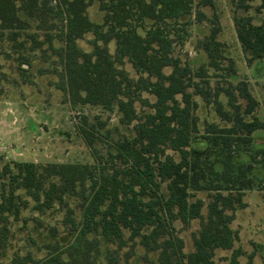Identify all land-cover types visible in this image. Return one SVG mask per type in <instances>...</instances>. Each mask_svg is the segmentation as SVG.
<instances>
[{
	"label": "trees",
	"instance_id": "1",
	"mask_svg": "<svg viewBox=\"0 0 264 264\" xmlns=\"http://www.w3.org/2000/svg\"><path fill=\"white\" fill-rule=\"evenodd\" d=\"M253 1L240 0L239 9L248 12ZM261 1L259 11L264 8ZM95 2L103 13L101 24L88 15ZM204 8L214 10V0H0V46L9 41L15 50L24 49L26 42H19L24 36L32 41L33 50L42 49L45 60L51 51L62 67L56 69L58 88L73 105L118 109L121 122L133 125L135 132L133 138L118 134L115 139L109 130L101 132L106 124L98 127L85 118L79 132L95 165L10 162L3 166L1 254L6 253L12 236L10 218L18 220L20 203L27 205L17 191H25L39 212L67 196L77 197L81 213L78 220L70 212L65 221L74 233L67 247L49 244L42 260L15 255L8 264H97L103 241L117 250L131 248L127 259L141 246L147 254L158 253L159 264H217V250H233L225 260L241 264L244 254L234 249L239 232L231 225L237 212L248 207L245 196L256 186L254 171L258 166L264 171V148L252 149L254 134L264 130V119L255 116L260 102L248 83L212 86L209 69L225 70L227 58L219 40L220 21L216 14L209 17ZM193 14L197 23L211 25L210 33L198 43L208 63L197 70L175 56L176 43L181 41L175 29L187 32V23L181 21ZM31 21L38 24L37 31L44 32V41L29 33ZM234 23L247 63L263 60L264 25L238 14ZM88 33L94 35L91 52L78 45ZM111 42L116 44L115 54L110 52ZM125 60L137 79L120 68ZM23 63L30 67L28 58ZM232 66L227 68L231 73ZM167 69L171 71L166 73ZM194 97L212 105L221 121L230 125L207 124L196 146L199 104ZM137 102L141 113L135 108ZM101 143L106 144V152L99 148ZM241 152L250 156V162L237 163ZM202 192L207 193L208 204L197 197ZM194 220H199L200 230L192 236L194 251L186 254L174 223L189 225ZM125 231L130 233L128 238ZM115 251L107 252L110 264L118 263ZM253 259L251 254L246 264H255Z\"/></svg>",
	"mask_w": 264,
	"mask_h": 264
},
{
	"label": "rangeland",
	"instance_id": "2",
	"mask_svg": "<svg viewBox=\"0 0 264 264\" xmlns=\"http://www.w3.org/2000/svg\"><path fill=\"white\" fill-rule=\"evenodd\" d=\"M240 0H214L215 9L204 8L203 11L209 16L217 15L222 32L219 40L225 45L226 60L223 63L225 70L216 72L209 69L210 82L215 86L218 82L222 85L231 82L237 85L246 82L252 94L260 102V106L255 111V116L264 119V59L256 61L252 65L247 63L241 44L238 41L234 17L235 15H248L253 17L256 25H264V8L261 0L250 2V10L244 12L239 9ZM88 15L95 24L103 22V13L99 9V3L95 2L89 9ZM32 22L30 34H37L40 41L45 40L44 32L37 31V23ZM181 22L187 23V32H175L180 36V42L176 43L175 56L182 63L189 64L193 70L207 65L208 58L206 53L198 48V43L204 39L211 29L208 22L199 24L195 21V15L184 18ZM60 29V23L57 25ZM142 33V31H139ZM94 39L93 33L85 35L83 40L78 41V45L86 52L92 51L90 42ZM19 42H26L24 49H14V45L5 41L1 46L2 56L0 57V172L6 163L27 162L35 163L39 166L48 164H82L95 165L91 151L82 139L79 127L87 118L89 123H94L100 127V123L106 124L101 130L103 134L110 131L112 137L117 139L118 134L133 138L135 135L134 126L126 125L121 122L122 114L115 109L106 111L98 106L73 105L70 98L58 88L60 78L56 74L62 70L58 59L52 52H48L49 60L43 57L42 49L33 50V43L24 36ZM55 45L61 44L56 40ZM47 45L43 47V50ZM109 49L115 54L116 44L111 42ZM28 58L30 67L23 62ZM233 65L234 72L227 68ZM120 68L124 69L129 75L137 79L138 76L132 65L125 60ZM171 70L167 69L166 73ZM226 86V85H225ZM151 102L155 97L143 94ZM199 104L197 116L199 117V132L194 135L193 145L202 140L205 135L207 124L215 123L220 127H227L218 117L215 108L207 105L202 98L194 97ZM227 108L228 99L225 95L220 97ZM239 103L246 106V102L239 99ZM135 108L142 112L141 104L137 102ZM248 121L252 120L249 116ZM99 148L106 152V144H99ZM264 148V130L254 134L252 149ZM177 160L179 156L169 151ZM237 163L250 162V156L241 152L237 158ZM256 186L246 192L245 201L248 207L238 211L236 220L231 227L239 232V240L235 243L234 249H240L243 256L240 257L241 264L248 262V257L254 254L255 264H264V171L258 166L254 171ZM0 181V202H1ZM165 189V188H164ZM22 202H27L26 207L21 203V212L18 220L10 218L12 236L9 247L5 254L0 253V263L8 264L16 256H31L39 261L48 254L47 245L59 244L67 247L74 238L70 225L65 224L70 212L73 217L80 219V201L77 197L64 198L62 203L56 202L52 208L46 211L34 210L35 203L28 197L25 191H17ZM208 204L207 193H198ZM207 213V207L203 210ZM178 236L184 240L186 254L194 251L193 234L200 230L199 220L192 221L189 225H184L177 221L174 223ZM56 231V236L54 234ZM130 233L125 231L128 238ZM139 241V240H138ZM102 253L97 259V264H110L108 250H116L114 257L117 264H159L158 253H146L145 249L137 246L134 255L127 259L126 254L133 251L127 247L117 250L103 241ZM233 250H217L215 261L217 264H228L225 259L231 258ZM111 257V256H110ZM31 264V263H29Z\"/></svg>",
	"mask_w": 264,
	"mask_h": 264
}]
</instances>
